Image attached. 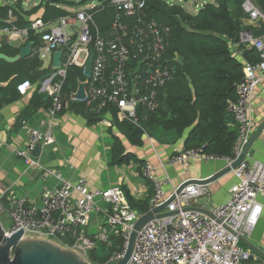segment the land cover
Listing matches in <instances>:
<instances>
[{"label":"built area","instance_id":"built-area-1","mask_svg":"<svg viewBox=\"0 0 264 264\" xmlns=\"http://www.w3.org/2000/svg\"><path fill=\"white\" fill-rule=\"evenodd\" d=\"M190 1L198 8L197 0ZM106 2L55 22L36 20L24 29L8 21L3 29L12 41L28 40L31 32L40 35L41 42L33 47L32 56L51 72L48 79L39 83V92L50 98V106L46 118L35 126H26L28 140L15 155L28 168L41 171L44 179L53 178L57 186L45 188L39 204L29 203L18 192L9 193L7 204L0 197V218L5 215L12 222L8 231L4 229L6 236L23 229L24 239L58 243L62 249L78 251L87 258L99 243H108L105 235L88 232L92 214L102 212L123 241L122 249L114 252L105 264H118L127 251L135 224L142 217L132 208L122 188L91 190L86 180L71 182L61 171L42 166L32 155L36 145L41 146L42 156L54 143L53 128L65 110L63 90L69 72L75 68L84 72L91 50L94 51L92 75L87 98L82 102L86 104L87 114L109 127L115 124V116L116 122L129 123L152 142L145 124L159 110L160 91L173 81L175 64L179 63V56H168L170 28L147 19L146 0ZM107 5L112 6L114 16L110 26L102 30L95 16ZM242 7L251 24L264 26V12L253 0H243ZM239 44L256 49L260 59L244 65L243 79L236 89L237 99L228 103L227 111L238 127L233 156L218 158L204 154V148H184L161 162L164 172L174 166L186 169L191 162L201 159L223 160L231 166L240 158L256 129L253 100L258 86L264 82V37L257 38L245 31L239 37ZM60 50L64 51L61 64L54 68L53 55ZM82 53L86 54L84 61H80ZM47 62L50 64L46 65ZM106 114L112 116L111 121L105 119ZM1 135L0 130V139ZM142 174L154 189L149 211L167 202L178 189L170 177L161 179L151 162H145ZM233 174L238 182L231 187L228 200L210 210L199 205L200 199L211 201L209 185L186 186L165 210L175 215L155 219L139 232L128 264H264V259L241 241L250 239L263 216L264 161L252 160L249 153Z\"/></svg>","mask_w":264,"mask_h":264},{"label":"trees","instance_id":"trees-1","mask_svg":"<svg viewBox=\"0 0 264 264\" xmlns=\"http://www.w3.org/2000/svg\"><path fill=\"white\" fill-rule=\"evenodd\" d=\"M23 1V0H21ZM90 0H81L85 4ZM167 1L180 0H146L145 13L147 19L155 20L170 28V43L168 56L183 57L184 63L175 64L176 75L169 84L160 91V108L151 114L145 126L149 134L160 140L177 141L184 139V146L188 150L204 148L206 155L218 158H231L233 147L238 138V127L233 116L227 111L229 101H236L237 85L243 79V66L246 62H258L260 59L256 49H247L237 42L246 28L243 20L248 17L244 12L243 0H215L198 11L190 14L177 5H170ZM187 1V0H183ZM256 6L264 12V0H253ZM61 4L76 5L73 1L61 0L57 4H48L44 11V22L56 21L70 14L58 7ZM21 8V5H18ZM114 13L112 6L107 5L103 12L96 14L95 20L102 30L108 28ZM18 28H29L31 24L18 22ZM254 37L264 35L252 30ZM28 42L34 47L41 42L40 35L30 33ZM237 44L238 50L243 51L242 59L237 58L231 45ZM5 55L15 57L20 48L3 45L1 51ZM49 69L36 56L22 59L15 64L0 61V109L6 104L13 103L22 97L20 87L24 84L38 85L32 95L29 108L23 116L47 109L50 98L39 92V81L48 73ZM83 70L72 69L65 83L63 94L68 98L71 110L87 115L89 124H96L99 120L87 114L86 104L74 102L71 95L77 91L78 84L85 81ZM68 108V107H67ZM66 109V108H65ZM114 126L121 130L126 138L135 146L142 147L144 133L129 123L115 121ZM118 139L112 149V164H129L134 157L124 154ZM6 203V201H5ZM138 213L146 214L149 205L144 209L129 201ZM138 209V208H137ZM123 241L120 237H113L108 243H100L97 248L89 252L91 264H105L112 254L120 251Z\"/></svg>","mask_w":264,"mask_h":264},{"label":"crops","instance_id":"crops-1","mask_svg":"<svg viewBox=\"0 0 264 264\" xmlns=\"http://www.w3.org/2000/svg\"><path fill=\"white\" fill-rule=\"evenodd\" d=\"M27 1L0 0L1 46L10 45L14 48H20L25 46L28 41L26 39L10 40L3 32L8 21H11L16 27H18V22L32 24L36 20H43L45 7L48 4L53 5V3H45L42 0H39L37 4L27 5ZM212 3H215V0ZM19 4L21 8H19ZM60 6L58 5L61 9ZM243 26L246 28L243 32L252 33V30L261 32L264 29L262 25L254 26L247 18L243 20ZM261 37L264 35L257 38ZM237 46V44L231 45L232 52L237 58L242 59L243 51L238 50ZM1 53H5L4 48ZM44 68L46 69V66ZM28 85L32 88H27ZM37 87L38 85L24 84L20 87L22 97L0 109V130L2 131L0 139V197H3L4 202L9 193L18 192L25 196L29 203L39 204L43 190L57 186V182L53 178L44 179L41 171L28 168L15 155L17 150L24 148L28 140L26 126H35L40 119L47 117V109H41L28 115L26 120L22 121L25 118L23 113L29 108L32 95L37 91ZM253 116L255 125L258 127L264 121V82L256 90L253 100ZM105 119L111 121L112 116L106 114ZM149 137L152 142L145 137L142 147L135 146L117 126L109 127L99 122L91 125L87 115L73 111L68 106L59 114L53 128L54 143L44 150L39 162L46 168L61 171L63 177L71 182L86 180L91 190L120 186L127 200L138 204L136 210H139V207L144 209L145 205H141L143 203H147L150 208L154 195L153 186L142 174V168L147 161L151 162L157 169V175L161 179L170 177L173 185L177 188L191 180L207 179L227 166V162L223 160L207 161L201 159L198 162H191L186 169L174 166L164 172L161 168V162L168 160L174 153L184 149V139L172 142L155 137L158 145H154V138L150 134ZM116 139L120 141L124 154L134 157L129 164L111 165L113 160L112 149ZM251 158L252 160L264 161V134L254 145ZM237 182L234 174L231 173L218 182L209 185L212 207L228 200L230 189ZM168 192L170 195L169 188H167ZM261 203L264 205V198L261 199ZM4 218H6L5 215L2 219ZM88 232L91 235H105L108 242L113 237H118L117 231L110 227L106 215L102 212L92 214ZM249 241L264 252V212Z\"/></svg>","mask_w":264,"mask_h":264},{"label":"water","instance_id":"water-1","mask_svg":"<svg viewBox=\"0 0 264 264\" xmlns=\"http://www.w3.org/2000/svg\"><path fill=\"white\" fill-rule=\"evenodd\" d=\"M45 3L57 4L61 0H42ZM67 1V0H66ZM239 42V38L237 39ZM0 45V50H1ZM33 42H28L26 46L20 48L19 54L15 57H9L0 51V61H5L9 64H15L22 59H27L33 55ZM64 51L60 50L54 53L53 55V67L58 68L61 64V59L63 57ZM94 60V51L91 50V57L88 60L84 68V76L86 77L85 81H81L78 84L77 91L71 95V100L74 102H84L87 98V87L89 84V77L92 75V64ZM183 57H179V64L183 65ZM51 76V72L46 73L39 81L43 83L46 79ZM8 83L0 84V87H6ZM64 107H68V98L65 97ZM264 134V121L256 127L252 137L250 138L248 144L244 148L240 158L231 166H226L222 170H219L213 176L207 179H198L191 180L181 185L176 193L163 205L158 208L149 211L148 213L142 215V217L137 221L134 226V229L131 233L127 251L124 255V258L118 264H128L138 239L139 232L151 221L155 219H160L168 216L175 215L171 212H165L166 208L170 203H172L176 196L183 191V189L189 184H199V185H212L215 182H218L223 177L233 173L242 162L245 160L247 155L253 152V147L258 141V139ZM33 157L36 159L41 158V146L38 144L35 147V150L32 153ZM199 212H202L207 215H211L208 211L202 209H195ZM24 231L21 229L12 236H6L3 226L1 224L0 218V264H91L85 259L78 251H71L62 249L59 245L54 242L43 240V239H24ZM242 243L249 247L254 253L259 255L264 259V252L252 244L249 240L242 238Z\"/></svg>","mask_w":264,"mask_h":264},{"label":"rangeland","instance_id":"rangeland-1","mask_svg":"<svg viewBox=\"0 0 264 264\" xmlns=\"http://www.w3.org/2000/svg\"><path fill=\"white\" fill-rule=\"evenodd\" d=\"M67 1H73L74 3H76V5L61 4L60 7H61L62 10H65V11L71 13V14H75V13H78L80 11L91 9L94 6H96L98 4H101L103 2H106V1H107L106 3H108V0H90L87 3H85V4H79L81 0H67ZM38 2H39V0H28L27 1V5L37 4ZM167 2H170L173 5L180 6L183 9H185L187 12L195 14L196 12H198L202 8L203 4L206 5L208 3H212L213 0H197V2L199 4L198 8H196L191 3L190 0H188V2L187 1H183V0L182 1H178V2H171V1H167ZM85 57H86V54L82 53L80 55V61H84ZM49 64H50V62L46 63V65H49ZM150 135L154 138V142H153L154 145H158V142L155 139V137L152 134H150ZM144 138L145 137H143V140H144ZM212 194H213V192H212ZM213 201H216V200L213 199ZM199 205L205 207L207 210H210L211 207H212V201H209L207 198H203V199L199 200ZM1 224L3 226V229H5V231H8V229H9L10 225L12 224V222H11V220L8 217H6L4 219H2V217H1ZM85 259H87V261L90 263L88 257L85 258Z\"/></svg>","mask_w":264,"mask_h":264}]
</instances>
